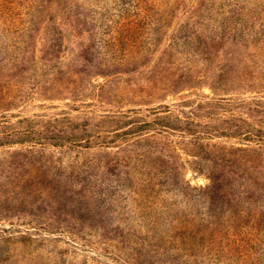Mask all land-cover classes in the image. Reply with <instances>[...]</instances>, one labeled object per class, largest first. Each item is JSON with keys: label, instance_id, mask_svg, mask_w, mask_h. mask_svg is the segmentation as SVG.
Returning <instances> with one entry per match:
<instances>
[{"label": "rangeland", "instance_id": "obj_1", "mask_svg": "<svg viewBox=\"0 0 264 264\" xmlns=\"http://www.w3.org/2000/svg\"><path fill=\"white\" fill-rule=\"evenodd\" d=\"M178 1L157 49L134 66L120 61L116 67L103 65L107 57L96 52L91 33H76L68 26H63L58 58L46 63L40 25L29 42L30 63L25 66L20 61L22 49L9 47L16 33L0 23V98L6 93L12 97L0 99V135L33 131L31 138L0 142V264H216L206 247H137L118 241L120 234L146 233L136 224L139 218L163 215L161 210H134L131 184L121 183L123 171L133 164L146 171L153 165L174 172L151 186L159 204L185 207L186 184L210 183L211 164L187 150L190 146L179 131L162 140L163 148L145 164L123 156L128 152L119 143H87L110 133V122L103 118L109 111L182 99L215 100L209 109L218 114L200 118L199 129L210 131L200 135V142L210 149L234 145L264 151V141L256 136L245 139L242 134L247 129L260 133V124L264 127V0H239L238 5L236 0ZM51 9L57 11L56 3ZM225 21L243 35L232 34L229 42L216 45L208 65L201 54L193 56V73L200 81L182 82L153 97L125 89L144 90L148 69L156 63L153 70H162L158 77L163 85L184 73L187 56L174 44L183 39L182 24L189 22L196 45L209 39L211 29L219 42ZM83 65L88 66V74H75L74 69L83 71ZM53 77L59 83L48 88ZM145 147L134 145L137 150ZM124 157L128 161L122 159L114 174L106 173L113 166L106 161ZM29 175L32 181H20ZM35 181H39L36 191Z\"/></svg>", "mask_w": 264, "mask_h": 264}, {"label": "trees", "instance_id": "obj_2", "mask_svg": "<svg viewBox=\"0 0 264 264\" xmlns=\"http://www.w3.org/2000/svg\"><path fill=\"white\" fill-rule=\"evenodd\" d=\"M239 2L234 1L235 5L241 4ZM53 3H56V12L51 9ZM178 5V0H0V23L4 29L16 33L9 47L14 51L22 49L20 61L23 60L25 66L30 63L29 42L39 25L43 30L41 39L45 47L42 60L46 63L58 58L56 53L64 37L63 26H68L76 33L83 30L91 33L97 47L96 52L107 57L103 65L116 67V62L120 61L121 64L131 63L134 66L144 63L147 53L157 49L164 30L171 23L170 16ZM189 18L191 20L192 16L189 15ZM188 23L181 26L183 39L174 40V44L181 46L179 52L187 56L184 73L175 79H169V83L163 85L158 77H162V70H159L160 73L153 70L156 63L152 69H148L146 86L142 87L144 90L127 87V91L153 97L170 88L176 89L182 82L194 78L195 81H200L201 78L193 73V56L201 54L202 61L208 65L216 45L222 46L229 42L232 34L240 37L243 35L235 25L225 21L221 25L223 30L218 37L219 42L211 29L209 39L195 45V32L189 28ZM83 66V71L74 69L75 74L83 72V75H87L89 68L87 65ZM55 79L57 78L53 77L49 81L48 88L57 87L59 82ZM73 86L76 88L77 84ZM6 95L0 99L12 98ZM215 103V100L195 102L182 99L172 104L161 103L153 107L109 111L103 116L110 122V133L100 137L99 141L88 139V144L119 143V147L128 152L123 156H129L128 159H134L135 163L145 164L148 157L158 155V148H163L162 140L169 138L172 131L176 130L186 140V145L190 146L187 150L211 164L207 171L209 184L184 186L182 193L187 196V202L182 208L175 203L159 204L156 201V191L151 187L156 179L174 175L173 171L160 170L153 165L146 171L133 164L130 170L123 171L124 177L118 172L119 177H122V184H131L135 211L147 208L161 210L163 214L139 218L136 224L145 227L146 233L120 234L118 241L121 245L131 243L137 247H206V251L214 255L216 264H264V249L259 248L264 247V151L234 145H219L210 149L208 145L201 143L200 135L210 131L199 129L202 125L200 118L217 115L218 113L209 109ZM25 120L28 119L22 118L20 121ZM244 122L254 124L249 120ZM260 125V133L255 132L258 129H247L242 133L245 139L256 136L264 141V127L263 124ZM31 130L19 133L3 131L0 142L12 143L14 140L31 138ZM185 134L192 136L187 138ZM103 138L105 140H101ZM140 143L146 144L145 149L134 148V145ZM122 159L127 158L106 161L108 165H113L106 173L112 174L121 165ZM31 177L29 175L20 181ZM38 184L39 181L33 182L32 188L35 191ZM133 184L140 185V188H133ZM84 194L79 192L80 196Z\"/></svg>", "mask_w": 264, "mask_h": 264}]
</instances>
